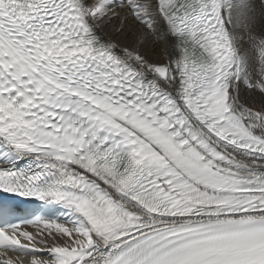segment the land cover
<instances>
[{
  "label": "snow or ice",
  "instance_id": "snow-or-ice-1",
  "mask_svg": "<svg viewBox=\"0 0 264 264\" xmlns=\"http://www.w3.org/2000/svg\"><path fill=\"white\" fill-rule=\"evenodd\" d=\"M0 264H264V0H0Z\"/></svg>",
  "mask_w": 264,
  "mask_h": 264
}]
</instances>
